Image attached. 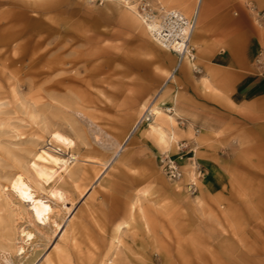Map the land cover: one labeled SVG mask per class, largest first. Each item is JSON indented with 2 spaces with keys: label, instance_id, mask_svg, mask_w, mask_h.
<instances>
[{
  "label": "rangeland",
  "instance_id": "374dc122",
  "mask_svg": "<svg viewBox=\"0 0 264 264\" xmlns=\"http://www.w3.org/2000/svg\"><path fill=\"white\" fill-rule=\"evenodd\" d=\"M150 1L157 9L194 17L196 0ZM220 1L208 4L201 27L227 25L220 18ZM245 1L253 0L230 7L235 18L230 26H251L253 33L207 35L225 42L221 52L239 62L240 74L234 76L223 66L212 67L217 59L210 51L198 57V23L191 39L196 58L179 68L171 52L123 17L124 3L108 13L105 0H0V31L25 27L34 34L30 46L45 39L38 46L41 65L64 61L47 76L35 77L32 90L9 76L0 79V194L6 208L0 216L11 223L2 230L4 237L0 234V264H40L56 248L76 254L73 242L82 252L76 264H100L103 256L108 264L115 253L123 264H264V10L258 17L251 8L247 24ZM48 2L49 9L43 6ZM256 5L263 9L264 0ZM12 51L0 47V53ZM162 70L173 71L175 82H167ZM243 74L241 92L234 82ZM165 83L177 93L175 106L168 102L169 112L177 110L181 117L171 147L145 136L146 124L105 167L141 115L142 104ZM53 130L73 143H55ZM179 141L194 148L200 170L192 165L191 178L183 167L182 178L170 181L158 156H176ZM48 143L62 158L75 155L72 170L86 171L78 184L93 188L83 197L67 189L74 203L64 205L49 198L58 181L44 184L39 194L53 207L44 236L32 216L12 214L9 205L20 202L8 184L16 172L32 179L29 162ZM87 159L96 163L78 161ZM101 170L105 174L95 182L94 173ZM192 182L194 192L187 188ZM132 198L138 201L133 217L127 213ZM22 229L33 237L27 239ZM18 246L23 250L16 251Z\"/></svg>",
  "mask_w": 264,
  "mask_h": 264
},
{
  "label": "bare ground",
  "instance_id": "6f19581e",
  "mask_svg": "<svg viewBox=\"0 0 264 264\" xmlns=\"http://www.w3.org/2000/svg\"><path fill=\"white\" fill-rule=\"evenodd\" d=\"M206 1L207 0H196L193 6L194 17L196 18L195 25L196 23H198L199 28L201 27L204 20L203 18L207 5ZM125 2L126 0H105L104 11L109 13L118 10L119 4L124 3L126 11H124L123 17L131 22L135 26V28L141 30L144 35L148 37L150 36L155 41L153 35L147 27V24L136 14L134 5H130ZM43 6L49 9V2L43 4ZM30 33L31 32L25 27L18 28L17 30H11L9 32L0 31V47H9L11 48V50H13L12 54L9 55H7L5 52L0 53L1 67L9 71L8 73H6L0 68V79L9 76V78L15 79V81L18 83L22 81L25 82V88L32 90L35 86V77L42 74L47 76L49 73L56 71L59 68L58 64L60 62L61 64H63L64 61L60 60L57 63L52 61L48 62V64L41 65V63H43L42 59L44 58V54L39 53L38 46L42 45L45 39H36L34 45L30 46L29 42L34 38V34ZM23 37L25 38V43L18 42ZM16 42L18 43L15 45ZM156 43L158 44V42ZM185 61L188 62L189 60H184L179 68H181L182 65H187ZM43 66H46V68L43 69ZM162 71L166 76L167 82H175V73L173 71ZM176 96L177 93L171 91L170 87H168V84L165 83V86L157 90L154 96H152V98L148 102L142 104L143 110L141 115L139 116L141 118L145 110L150 111V113L152 114V120L148 123V127L143 128L145 129L144 135L151 139L153 142H158L166 149H169L173 142L176 140L178 118H181L179 115L180 113L177 110L174 113H170L169 111H167L169 110L167 106L170 100L175 106L177 99ZM126 103L127 101L125 100L121 104H119V106L123 107L126 105ZM136 131L133 132L131 130L126 135L122 143L119 145L114 157L108 164H106L107 166L105 167H109L111 162H114L123 152V150L128 147L129 143L132 141V139H134ZM50 137L55 143L65 145L67 147H69V145L73 143V140L68 135L58 130L51 131ZM49 145L50 146H48L46 149H40L39 151H37L34 154L33 159L29 162L28 166L32 172L31 180L27 179L22 173L16 172L11 175V179L8 184L9 188L12 191V194L16 195L17 199L20 202L19 205H9L12 214L16 217V219L22 218L23 215L32 216L34 218V223L37 227H39L38 233L44 236L46 235V232L44 230H46L50 225V215L53 212L52 205L44 200L45 198L43 195L39 194L40 190H45V188L43 187L44 184L49 185L54 181H58L59 185L55 188L49 189L48 194L50 199L52 198L55 202H63L64 205L66 203H70V205H73L74 203V198L67 194V189L74 188L80 193V196L83 197L88 194V192L93 188V186H90L82 189V187H80V185L78 184L77 180L83 178L86 171L83 169L82 171L72 170V166L74 164L72 162L76 160L75 155L71 154L67 159L62 158L59 156L60 154L58 152L53 150L52 145ZM78 161L83 163H96L95 161L89 159ZM184 167L187 168L186 173L192 178L194 176V169L192 167V164L186 163L184 164ZM104 174V170L96 171L94 173L95 182H98ZM196 198H198V196H196ZM3 200L4 199H1L0 194V212L6 210L5 206L2 204ZM24 202L27 203V207H24ZM137 202L138 201H136V199H131V202L127 209V213H129L131 217L134 216L135 211L138 208ZM10 225L11 223H9V221H6L0 216V234L2 237H4V232L2 230ZM57 226H59V224H57ZM119 230L120 226L118 225L115 228L114 239L117 238V233ZM20 232L25 235L27 239H31V237H33V234L31 232H25L23 229ZM67 248L68 247L56 248V252L51 256H47L45 261H42L43 263L41 262L40 264L80 263V261L82 260V252L80 248H78V246L75 244V242L71 243L70 248H72L74 253L76 254H73V252H71ZM18 250L22 251L23 247L18 246L16 251ZM113 256V261L108 264H123L121 256L118 257L117 253H115ZM100 264H107L105 256L102 257Z\"/></svg>",
  "mask_w": 264,
  "mask_h": 264
},
{
  "label": "built area",
  "instance_id": "2783aa9c",
  "mask_svg": "<svg viewBox=\"0 0 264 264\" xmlns=\"http://www.w3.org/2000/svg\"><path fill=\"white\" fill-rule=\"evenodd\" d=\"M125 3L134 5L136 14L147 24L155 41L176 57L177 67L184 60L191 62L195 60V48L191 43V37L195 29V17L189 18L178 10L157 9L150 0H126ZM168 109L170 111L172 108L168 107ZM151 120L152 114L150 111L145 110L143 116L138 117L134 123L132 131L135 132ZM179 142L176 156H171L168 153L158 156L159 167L170 181H177L182 178L183 167L187 161L195 167L198 174V170H200L194 148L188 143ZM187 188L191 192L196 191V183L187 184Z\"/></svg>",
  "mask_w": 264,
  "mask_h": 264
},
{
  "label": "crops",
  "instance_id": "0c3cea01",
  "mask_svg": "<svg viewBox=\"0 0 264 264\" xmlns=\"http://www.w3.org/2000/svg\"><path fill=\"white\" fill-rule=\"evenodd\" d=\"M216 1H220V0H207L206 1V10H205V14H204V18L206 17L207 14V10H208V4L209 3H213ZM241 0H221L220 2H223V6H222V17L220 16V18L225 19L226 21V26L223 27H206V26H202L200 28H198V32H195V36H194V41L195 43L198 45L199 49H198V57H200V59H203V56L205 58V52L210 51V58H215L217 59V63L215 62L212 67L216 68L223 66L225 70V72H227L229 75H234L238 74L239 72L236 71L235 66L239 65L238 61H235L232 57L230 56H226L224 54V52H221V48L222 45L225 42H220L218 40H211L210 38L207 37V35H222V34H251L253 33L255 30L254 28H252L251 26H246L244 28H240V27H234V26H230V24L235 23V18L233 16H231L229 10L230 7L232 5H234L235 3H239ZM250 2V3H247ZM245 1V9L249 12V15H247L245 12L242 15L243 20L247 21V24L251 23L252 20V10L254 13L257 14L258 17H261L262 11L264 10L261 8H258V6L256 5V0L253 1ZM246 4H249V6H247ZM250 4H252V6L250 7ZM252 8V10H251ZM264 16V15H263ZM219 17V16H218ZM203 18V19H204ZM196 20V18H195ZM227 45H229V43L227 42ZM195 56H196V51H195ZM175 57V56H174ZM176 58V57H175ZM241 65H243V62L241 63ZM185 70V69H184ZM183 70V71H184ZM240 74V73H239ZM238 77H240V80L235 81V86L237 89H241L243 92L244 87H245V75L243 74V76L238 75ZM169 84V83H168ZM171 106V105H170ZM173 107V104H172Z\"/></svg>",
  "mask_w": 264,
  "mask_h": 264
}]
</instances>
